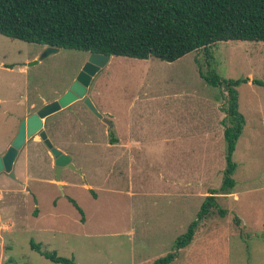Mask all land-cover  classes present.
Returning a JSON list of instances; mask_svg holds the SVG:
<instances>
[{"label":"rangeland","instance_id":"1","mask_svg":"<svg viewBox=\"0 0 264 264\" xmlns=\"http://www.w3.org/2000/svg\"><path fill=\"white\" fill-rule=\"evenodd\" d=\"M44 48L0 35V155L20 122L62 96L87 61V53L60 49L28 66ZM210 52L173 63L111 57L87 91L113 119L110 130L82 101L45 120L49 140L80 173L63 168L56 181L39 136L26 141L15 178L0 174V264H55L31 242L72 264H154L174 250L226 168L219 89L199 76L196 61L209 75L249 79L236 88L245 117L232 155L237 198L218 194L226 215L199 221L170 264H264V86L251 83L264 81V42H217ZM194 108L206 122H190ZM116 131L131 150L111 147ZM193 150L194 161L185 152Z\"/></svg>","mask_w":264,"mask_h":264},{"label":"trees","instance_id":"2","mask_svg":"<svg viewBox=\"0 0 264 264\" xmlns=\"http://www.w3.org/2000/svg\"><path fill=\"white\" fill-rule=\"evenodd\" d=\"M0 35L43 47L110 57L173 63L202 51L211 59L210 48L217 42H264V0H0ZM196 64L199 76L219 89L225 114L221 124L226 168L221 186L209 191L197 220L175 239L174 250L154 264L174 261L193 241L203 218L214 212L224 217L226 211L218 204L217 195L230 194L235 186L232 155L245 124L236 88L249 79H221L215 73L203 72L200 62ZM251 83L264 86L260 80ZM68 200L83 222L82 210L73 199ZM31 247L52 263H73L55 252L41 251L40 244L31 242Z\"/></svg>","mask_w":264,"mask_h":264},{"label":"water","instance_id":"3","mask_svg":"<svg viewBox=\"0 0 264 264\" xmlns=\"http://www.w3.org/2000/svg\"><path fill=\"white\" fill-rule=\"evenodd\" d=\"M59 50L60 49L57 47H45L44 52L39 57V59L29 63L28 66L37 64L38 61L44 60L48 56L57 53ZM110 58L111 57L108 55L89 53L87 61L83 65L81 71L78 73L75 81L70 85L69 89L57 100L44 104L35 113L31 114L25 120L20 122L15 137L3 155L0 156V174L4 172L10 178H15L13 165L18 153L26 141L35 135L39 136L40 141L43 142L54 158L56 181L59 182L61 180L60 175L63 168H68L74 172L80 173L73 166L71 158L53 146L44 130V123L48 117L70 107L77 101H82L94 116L101 119V121L105 123L109 129H111V122L107 121L106 118H104L103 115L96 110L91 100L87 97V88L92 77H94V75L101 68L108 64Z\"/></svg>","mask_w":264,"mask_h":264},{"label":"crops","instance_id":"4","mask_svg":"<svg viewBox=\"0 0 264 264\" xmlns=\"http://www.w3.org/2000/svg\"><path fill=\"white\" fill-rule=\"evenodd\" d=\"M238 105H239V102H238ZM240 107V106H239ZM240 109V108H239ZM196 110H197V108H194L193 109V111H191V112H193V114L195 113V115H194V117L193 118H189V120H190V122H194V123H198V122H206V120H207V118L203 115V114H196ZM240 111V110H239ZM243 115V114H242ZM244 116V115H243ZM206 118V119H205ZM262 118H264V116H262ZM244 119H245V117H244ZM260 119V118H259ZM111 120V122H113V119L111 118L110 119ZM222 125V124H221ZM245 125V124H244ZM112 127L114 128V125L112 124ZM112 127H111V129H112ZM255 127V126H254ZM244 128V127H243ZM207 129H208V127H207ZM203 131L206 133L207 131H205L204 129H203ZM243 131V130H242ZM242 134V133H241ZM222 135H223V132H222ZM223 138V137H222ZM111 139H112V137H111ZM113 139H115V142L114 143H110V144H112L111 145V147L112 146H115V150H116V153H117V150L119 149V148H121V149H123L125 152L126 151H128V150H131L132 148V144H131V142H130V138L128 139L127 138V140H126V142H122V137L121 136H119V134L117 133V131H116V134H115V137H113ZM224 139V138H223ZM186 152V154H190V155H192V159H193V161H194V159H195V156L198 154V151H185ZM184 152V153H185ZM236 170V169H235ZM234 188H235V186H234ZM234 188H233V190L231 191V193L230 194H227L228 196H230L231 194L233 195V198H237L236 196V194L237 193H235L234 192ZM224 197H226V196H224ZM238 221H239V219H237Z\"/></svg>","mask_w":264,"mask_h":264},{"label":"flooded vegetation","instance_id":"5","mask_svg":"<svg viewBox=\"0 0 264 264\" xmlns=\"http://www.w3.org/2000/svg\"><path fill=\"white\" fill-rule=\"evenodd\" d=\"M87 54H88V56H89V53H87ZM87 59H88V57H87ZM84 64H85V63H84ZM82 67H83V66H82ZM103 68H104V67H103ZM81 69H82V68H81ZM101 69H102V68H101ZM101 69H100V70H101ZM100 70H99V71H100ZM80 71H81V70H80ZM80 71H79V72H80ZM99 71H98V72H99ZM79 72H78V73H79ZM98 72H97V73H98ZM97 73H96V74H97ZM96 74H95V75H96ZM77 75H78V74H77ZM95 75H94V76H95ZM76 77H77V76H76ZM75 79H76V78H75ZM92 79H93V77H92ZM92 79H91V81H92ZM74 81H75V80H74ZM74 81H73V82H74ZM91 81H90V83H91ZM73 82H72V83H73ZM72 83H71V84H72ZM90 83H89V85H90ZM88 88H89V86H88ZM88 88H87V91H88ZM57 99H58V98H57ZM57 99H55V100H57ZM55 100H53V101H55ZM94 106H95V105H94ZM87 109H88V108H87ZM96 110H97V109H96ZM97 111H98V110H97ZM35 112H36V111H35ZM35 112H34V113H35ZM98 112H99V111H98ZM99 113H100V112H99ZM32 114H33V113H32ZM100 114H102V113H100ZM30 115H31V114H30ZM30 115H29V116H30ZM102 115H105V114H102ZM29 116H28V117H29ZM50 117H51V116H50ZM103 117H104V116H103ZM48 118H49V117H48ZM104 118H105V117H104ZM24 120H25V119H24ZM106 120H107V119H106ZM107 121H109V120H107ZM109 130H110V129H109ZM61 152H62V151H61ZM2 155H3V154H2ZM2 155H0V156H2Z\"/></svg>","mask_w":264,"mask_h":264}]
</instances>
